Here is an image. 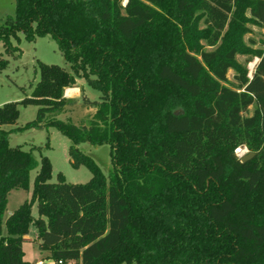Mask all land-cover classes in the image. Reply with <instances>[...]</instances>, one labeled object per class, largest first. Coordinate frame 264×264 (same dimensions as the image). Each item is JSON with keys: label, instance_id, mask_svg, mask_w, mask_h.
I'll return each instance as SVG.
<instances>
[{"label": "trees", "instance_id": "16d2710c", "mask_svg": "<svg viewBox=\"0 0 264 264\" xmlns=\"http://www.w3.org/2000/svg\"><path fill=\"white\" fill-rule=\"evenodd\" d=\"M122 1L15 0L0 22L7 55H20L18 34L50 36L70 66L38 62L31 94L0 106V126L37 107L23 127L0 129V264H31L22 249L31 225L52 263L264 264V49L251 78L235 62L244 22L264 28V0ZM201 39L221 45L205 51ZM8 65L0 57V72ZM230 69L236 89L225 85ZM77 79L101 94L89 126L46 120L69 105ZM40 127L72 142L73 167L91 179L50 183L43 156L31 199L4 220L9 192L27 191L36 166L8 136ZM81 143L110 147L108 183ZM241 144L255 153L245 163L234 154Z\"/></svg>", "mask_w": 264, "mask_h": 264}, {"label": "rangeland", "instance_id": "374dc122", "mask_svg": "<svg viewBox=\"0 0 264 264\" xmlns=\"http://www.w3.org/2000/svg\"><path fill=\"white\" fill-rule=\"evenodd\" d=\"M125 2L123 0L121 2L122 5ZM14 11V0H0V22H3L6 17H14ZM244 16L249 18L248 11L244 13ZM243 27L244 30L239 40L244 50L236 54L235 62L239 67L246 68L249 73L248 76L251 77L253 74L251 65L256 59L255 52L264 49V28L257 26L252 21L244 22ZM204 28L203 19H198L197 29L203 30ZM18 36L19 41L12 39L11 44L20 49L21 53L19 56L16 52L13 55H7L3 44L0 42V57L9 61L8 67L0 72V106L10 102H19L31 94L33 86L39 79L38 62L47 65H57L70 71L69 64L65 61L56 42L50 36L36 37L33 42L27 41L22 34H18ZM199 44L205 51H212L219 47L221 42L215 47H208L205 40L201 39ZM236 74V70H228L227 82L225 83L227 87L236 89L237 84L234 79ZM69 89L75 90L74 93L69 94L67 97L71 101L69 105L59 114L48 115L46 120L55 118L74 124L77 127H88L96 110L94 105H98L101 94L99 91L88 86L84 79H77L75 86ZM253 111L254 106H251L243 116L250 117ZM19 112L16 125H3L0 126V129L8 131L12 128L23 127L26 123L36 118L37 107L20 106ZM8 141L11 147L18 146L24 151H31L36 160V166L30 171L29 188L27 191L18 189L9 192L4 220L24 201L31 199L34 177L43 156L47 157L51 166L50 183H57L59 174L64 177L65 182L70 184H86L91 179V172L86 166L81 164L77 168L73 167V158L69 154V147L72 145V142L53 127L30 128L20 132H13L9 134ZM76 147L82 154L93 160L108 183L112 173L110 147L107 144L93 146L88 143H81ZM234 154L237 158L241 159L249 154H253V157L255 156V153L246 144L238 145L234 150ZM32 216L38 217L35 202L32 205ZM2 235H6L4 225L2 226ZM36 235L37 231L31 225L30 232L26 238L24 237L25 239L22 243L24 260L31 264H37L39 261L44 264H52V261L47 259L48 253L39 249Z\"/></svg>", "mask_w": 264, "mask_h": 264}, {"label": "built area", "instance_id": "2783aa9c", "mask_svg": "<svg viewBox=\"0 0 264 264\" xmlns=\"http://www.w3.org/2000/svg\"><path fill=\"white\" fill-rule=\"evenodd\" d=\"M257 62H258V59L256 58L255 59V62L251 65V68L254 69V67H255V65H256ZM65 92H66V90H65ZM65 96L68 97V95H66V93H65ZM37 264H44V263H42L41 261H39ZM52 264H62V263H61V261H58V262L52 263Z\"/></svg>", "mask_w": 264, "mask_h": 264}, {"label": "water", "instance_id": "95a60500", "mask_svg": "<svg viewBox=\"0 0 264 264\" xmlns=\"http://www.w3.org/2000/svg\"><path fill=\"white\" fill-rule=\"evenodd\" d=\"M251 77H252V76H251ZM251 77H250V78H251ZM252 157H253V154H249V155H247L246 157L242 158V159H241V162H242V163H245V162L249 161Z\"/></svg>", "mask_w": 264, "mask_h": 264}, {"label": "bare ground", "instance_id": "6f19581e", "mask_svg": "<svg viewBox=\"0 0 264 264\" xmlns=\"http://www.w3.org/2000/svg\"><path fill=\"white\" fill-rule=\"evenodd\" d=\"M75 92V90L74 89H66V95H69V94H71V93H74Z\"/></svg>", "mask_w": 264, "mask_h": 264}, {"label": "crops", "instance_id": "0c3cea01", "mask_svg": "<svg viewBox=\"0 0 264 264\" xmlns=\"http://www.w3.org/2000/svg\"><path fill=\"white\" fill-rule=\"evenodd\" d=\"M14 2H15V0H14ZM80 88H81V87H80ZM34 218H35V217H34ZM29 232H30V229H29ZM26 237H27V236H26ZM26 237H25V238H26ZM25 238H24V239H25Z\"/></svg>", "mask_w": 264, "mask_h": 264}]
</instances>
